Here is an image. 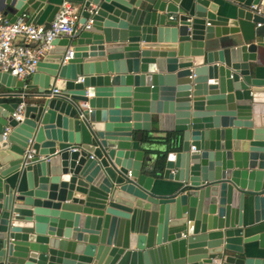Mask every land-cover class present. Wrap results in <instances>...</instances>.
<instances>
[{
  "label": "water",
  "instance_id": "95a60500",
  "mask_svg": "<svg viewBox=\"0 0 264 264\" xmlns=\"http://www.w3.org/2000/svg\"><path fill=\"white\" fill-rule=\"evenodd\" d=\"M69 1L90 26L0 71V264H264L261 0Z\"/></svg>",
  "mask_w": 264,
  "mask_h": 264
},
{
  "label": "built area",
  "instance_id": "2783aa9c",
  "mask_svg": "<svg viewBox=\"0 0 264 264\" xmlns=\"http://www.w3.org/2000/svg\"><path fill=\"white\" fill-rule=\"evenodd\" d=\"M263 5L264 0H261L259 4L252 5V8L260 13ZM79 19L80 7L69 0L62 1L48 28L43 24L28 22L23 17L11 22L0 13V71L18 79L32 75L36 71L37 63L51 48L54 38L73 37L80 29L88 28L92 22L90 17L84 23H80ZM256 26L260 27L261 24L257 23ZM72 52L71 49L67 51L63 57L64 62L72 57ZM61 94L56 87L48 93L49 97ZM24 106V101L18 103L12 113L15 120H22ZM8 130L9 127H6L3 135ZM32 152L33 150H28L27 160L32 157Z\"/></svg>",
  "mask_w": 264,
  "mask_h": 264
},
{
  "label": "crops",
  "instance_id": "0c3cea01",
  "mask_svg": "<svg viewBox=\"0 0 264 264\" xmlns=\"http://www.w3.org/2000/svg\"><path fill=\"white\" fill-rule=\"evenodd\" d=\"M62 1L63 0H53V2H59V3H62ZM78 5V4H77ZM79 6V5H78ZM52 7V3L50 2L47 6H46V8L44 9V11H43V13L40 15V17H39V19H38V22H42L44 19H45V17L47 16V13H48V11L50 10V8ZM33 12V10L32 9H28V11H27V13H28V15H25V16H23V18L24 19H28L29 18V15L31 14ZM80 12H81V9H80ZM2 14V13H1ZM259 29H260V31L264 34V25H261L260 27H259ZM70 49H71V47H70ZM254 64V63H253ZM256 66H257V69L258 70H260V72L262 73V75H264V48H259L258 49V59H257V61H256ZM27 78V77H26ZM26 78H24V79H26ZM16 99H19V98H14V97H3V98H1V100L2 101H15ZM19 100H21V99H19ZM24 101L26 100V99H23ZM22 100V101H23ZM151 148H156V146H152ZM154 150V149H153Z\"/></svg>",
  "mask_w": 264,
  "mask_h": 264
}]
</instances>
